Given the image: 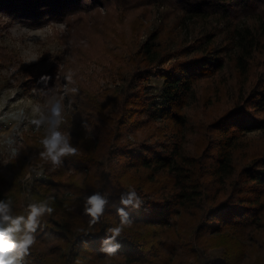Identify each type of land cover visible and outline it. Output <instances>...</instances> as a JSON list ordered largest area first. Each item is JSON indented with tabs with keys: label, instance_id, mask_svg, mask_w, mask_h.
Returning a JSON list of instances; mask_svg holds the SVG:
<instances>
[{
	"label": "trees",
	"instance_id": "obj_1",
	"mask_svg": "<svg viewBox=\"0 0 264 264\" xmlns=\"http://www.w3.org/2000/svg\"><path fill=\"white\" fill-rule=\"evenodd\" d=\"M134 1L136 9L148 5V10L135 14L130 33L117 32V43L112 41L117 28L84 34L69 24L75 15L101 12L108 5L128 15ZM155 4L164 9L159 10L163 22L140 40ZM0 12L33 28L67 22L71 48L83 50L84 43L91 48L93 39L102 36L108 51L100 55L97 49L95 58L111 60L124 84L101 97L84 89L77 95L69 142L78 151L64 157L53 172H83L75 176L77 181L67 178L66 184H58L69 192L75 189L82 200L96 192L104 196L107 204L99 221L89 225L85 206L75 208L72 217L63 201L50 200L60 205L48 203L53 212L38 217L34 241L59 239L61 245L54 248L61 249L60 264L243 260L242 239L231 241L237 232L242 236L264 226V142L258 145L244 136L264 130V0H0ZM153 76L163 80L161 105L142 85ZM144 127L146 132L141 131ZM11 176L20 177L13 169ZM128 190L136 191L138 207L120 203ZM122 207L127 222L112 241L120 245L117 253L109 256L102 251L103 242L111 235L107 229L122 224ZM14 212L27 216V211ZM177 218L191 224L185 235L171 229ZM160 230L170 232L171 240H164ZM222 244V259H208ZM27 262L28 255L23 257V264ZM38 264H47L45 255Z\"/></svg>",
	"mask_w": 264,
	"mask_h": 264
},
{
	"label": "rangeland",
	"instance_id": "obj_2",
	"mask_svg": "<svg viewBox=\"0 0 264 264\" xmlns=\"http://www.w3.org/2000/svg\"><path fill=\"white\" fill-rule=\"evenodd\" d=\"M134 3L136 2L129 3L131 12L128 15H124L123 11L115 13L116 7L108 5L100 7L101 12L75 15V21L69 24L84 34H88L91 29L109 33L117 28L120 31H116L112 40L113 43H117V32L130 33V26L137 23L134 19L138 12L148 10V5L136 9ZM160 6L155 4L150 7V13L147 15L149 18L145 21L146 30L139 37L140 40L147 38L149 29L155 30L162 24L159 10L162 12L164 9ZM123 17H126L124 24L118 26ZM79 19L80 21H77ZM67 24L63 21L51 22L33 28L13 23L6 14L0 12V200L12 201L14 217H16L14 211L25 213L29 204L42 199L54 205L60 204L50 200L63 201V205L69 207L72 217L75 215V208L85 206V200L75 196V189L69 192L66 189L68 187H61L58 184L62 181L66 184L67 178L77 181L75 176L82 177L83 172L77 175L75 170H72L69 175L62 173L53 176L57 166L40 155L44 151L40 141L46 134V126L42 125L37 129L32 120L38 119L40 114L46 115L51 104L59 101L63 106L60 130L69 136L71 141L72 133L75 132L74 119L72 120L71 116L73 117L76 101L74 99L77 95L84 89L93 92L95 97H101L124 86L123 80L113 71L111 60L107 63L99 60L100 55L105 54V49L108 51L104 41L100 39L103 37L93 39L95 42L91 48L88 43L83 44V50L71 48L69 37L72 31L71 26ZM109 48L115 50V45ZM97 49L101 52L98 59L95 58ZM2 54L5 55L6 62ZM41 77L45 79L42 80ZM142 85L146 95L161 105L163 80L153 76ZM72 88H76L77 91L73 93ZM154 124L157 127L162 126L158 121ZM128 127L129 124L126 129ZM147 129L144 127L141 131L146 132ZM244 136L256 140L258 145L264 142V130L251 131ZM11 169L14 174L18 172L20 177L17 180H13ZM40 179L46 181L43 182L45 185L38 182ZM261 225H264V222ZM190 226L189 220L177 218L171 229L177 234L185 235L190 231ZM165 231L160 230L164 232L162 238L169 236L171 240L170 232ZM241 234L237 232V238L231 242L242 239L241 247L245 258L241 261L237 258L234 264H264V226L248 229L244 236H240ZM226 241L229 240L224 242ZM57 245H61L59 239L47 244L34 241L29 247L30 262L27 264H38L43 255L47 259V264H60L61 249L54 248ZM223 249V244L213 248L208 259L210 257L222 259L225 254ZM52 251H56L57 254L50 256L49 253ZM108 264L116 262L110 260Z\"/></svg>",
	"mask_w": 264,
	"mask_h": 264
},
{
	"label": "clouds",
	"instance_id": "obj_3",
	"mask_svg": "<svg viewBox=\"0 0 264 264\" xmlns=\"http://www.w3.org/2000/svg\"><path fill=\"white\" fill-rule=\"evenodd\" d=\"M42 80L45 77H41ZM70 79V77H69ZM71 91L75 93L76 88ZM39 111V110H37ZM63 106L59 101L51 104L48 113L40 114L38 119H33L32 123L39 129L42 125L46 126V134L40 141L44 151L40 153L42 157L59 167L64 157L75 156L78 149L70 144V137L66 136L61 130L60 125L63 122ZM87 127V125H85ZM120 203L124 207H138L141 203L135 190H128L127 195H122ZM107 200L100 193H93L85 198L84 212L90 216L89 225H95L103 214ZM27 216L12 215V201L0 200V264H23V257L28 255L29 247L34 242L33 233L38 226V217L45 213L51 214L53 209L48 206L47 201L32 203L28 205ZM122 224L107 229L111 234L104 240L102 251L107 255L117 253L120 245L112 244L123 231V224L127 222V214L123 207L118 209Z\"/></svg>",
	"mask_w": 264,
	"mask_h": 264
}]
</instances>
